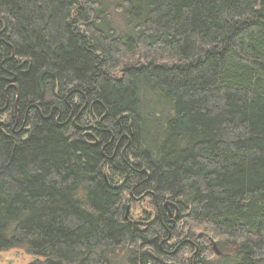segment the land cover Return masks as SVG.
I'll return each instance as SVG.
<instances>
[{
    "label": "trees",
    "instance_id": "obj_1",
    "mask_svg": "<svg viewBox=\"0 0 264 264\" xmlns=\"http://www.w3.org/2000/svg\"><path fill=\"white\" fill-rule=\"evenodd\" d=\"M143 194L153 211L130 219ZM12 248L29 264H264V0H0Z\"/></svg>",
    "mask_w": 264,
    "mask_h": 264
},
{
    "label": "rangeland",
    "instance_id": "obj_2",
    "mask_svg": "<svg viewBox=\"0 0 264 264\" xmlns=\"http://www.w3.org/2000/svg\"><path fill=\"white\" fill-rule=\"evenodd\" d=\"M112 20L114 21V26L117 28L122 27V21L118 16H113ZM4 118H2V121ZM145 194L141 196H135L131 200L126 202L127 212L130 214V219L133 220L139 219L144 211L152 212L150 207V200L144 198ZM206 237V245L209 247L212 253V258L216 259L221 256L219 250L214 246V241L209 236ZM37 258L26 254L25 251L21 248H12L7 251L0 252V264H29L30 262L36 260ZM128 256L125 257L124 252H121L115 259L116 264H126Z\"/></svg>",
    "mask_w": 264,
    "mask_h": 264
}]
</instances>
